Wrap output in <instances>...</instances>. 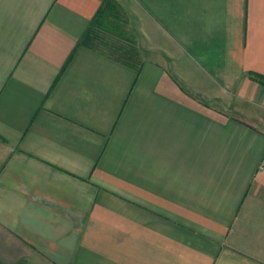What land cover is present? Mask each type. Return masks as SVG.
Returning <instances> with one entry per match:
<instances>
[{
	"label": "crops",
	"instance_id": "0c3cea01",
	"mask_svg": "<svg viewBox=\"0 0 264 264\" xmlns=\"http://www.w3.org/2000/svg\"><path fill=\"white\" fill-rule=\"evenodd\" d=\"M104 1L0 0V264H264V0Z\"/></svg>",
	"mask_w": 264,
	"mask_h": 264
},
{
	"label": "trees",
	"instance_id": "16d2710c",
	"mask_svg": "<svg viewBox=\"0 0 264 264\" xmlns=\"http://www.w3.org/2000/svg\"><path fill=\"white\" fill-rule=\"evenodd\" d=\"M120 14L119 5L114 0H105L90 23L88 37L91 39L94 30L97 29L103 30L109 35L120 39L122 44L116 48V59L125 64L131 62L129 65L137 68L139 64L138 52L135 48L133 38L125 29V22L118 18L122 15ZM252 77L261 85H264L263 77L257 75H253Z\"/></svg>",
	"mask_w": 264,
	"mask_h": 264
},
{
	"label": "rangeland",
	"instance_id": "374dc122",
	"mask_svg": "<svg viewBox=\"0 0 264 264\" xmlns=\"http://www.w3.org/2000/svg\"><path fill=\"white\" fill-rule=\"evenodd\" d=\"M122 11L121 7L119 6V12ZM114 18V17H113ZM120 18V17H118ZM96 35L102 40L105 41V43L107 44V42L112 46V47H118V44H121L122 42L120 41V39L114 38L112 35H109L108 33L104 32L103 30H98V32L96 33ZM112 36V37H111Z\"/></svg>",
	"mask_w": 264,
	"mask_h": 264
},
{
	"label": "built area",
	"instance_id": "2783aa9c",
	"mask_svg": "<svg viewBox=\"0 0 264 264\" xmlns=\"http://www.w3.org/2000/svg\"><path fill=\"white\" fill-rule=\"evenodd\" d=\"M262 170L264 171V165L262 166Z\"/></svg>",
	"mask_w": 264,
	"mask_h": 264
}]
</instances>
